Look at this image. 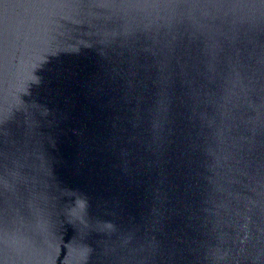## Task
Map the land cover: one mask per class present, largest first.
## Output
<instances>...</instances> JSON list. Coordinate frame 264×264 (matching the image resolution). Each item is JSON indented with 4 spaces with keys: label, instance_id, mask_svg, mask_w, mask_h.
Instances as JSON below:
<instances>
[{
    "label": "water",
    "instance_id": "95a60500",
    "mask_svg": "<svg viewBox=\"0 0 264 264\" xmlns=\"http://www.w3.org/2000/svg\"><path fill=\"white\" fill-rule=\"evenodd\" d=\"M0 264H264V0H0Z\"/></svg>",
    "mask_w": 264,
    "mask_h": 264
}]
</instances>
